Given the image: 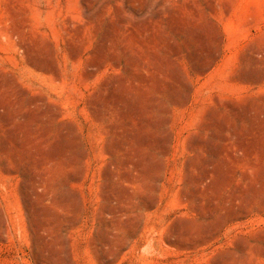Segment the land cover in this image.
<instances>
[{"label":"rangeland","instance_id":"374dc122","mask_svg":"<svg viewBox=\"0 0 264 264\" xmlns=\"http://www.w3.org/2000/svg\"><path fill=\"white\" fill-rule=\"evenodd\" d=\"M0 264H264V0H0Z\"/></svg>","mask_w":264,"mask_h":264}]
</instances>
